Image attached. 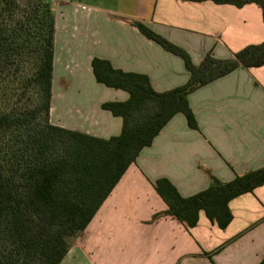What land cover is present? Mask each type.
<instances>
[{
  "label": "crops",
  "instance_id": "crops-1",
  "mask_svg": "<svg viewBox=\"0 0 264 264\" xmlns=\"http://www.w3.org/2000/svg\"><path fill=\"white\" fill-rule=\"evenodd\" d=\"M74 2V3H73ZM55 0L54 57L49 119L101 138L122 121L101 107L128 93L96 82L91 59L143 73L156 91L186 83L183 60L145 37L129 20L188 52L194 64L207 52L230 58L264 41L261 9L212 0ZM198 129L177 113L144 147L86 228L69 240L60 264H259L264 254V184L228 203L221 229L199 211L194 226L153 214L167 206L153 187L167 178L186 197L205 189L210 171L229 181L264 166V65L238 67L188 94Z\"/></svg>",
  "mask_w": 264,
  "mask_h": 264
},
{
  "label": "trees",
  "instance_id": "trees-1",
  "mask_svg": "<svg viewBox=\"0 0 264 264\" xmlns=\"http://www.w3.org/2000/svg\"><path fill=\"white\" fill-rule=\"evenodd\" d=\"M212 1L237 7L254 3L264 22V0ZM13 5L17 0H0V9L7 13ZM36 5L31 13L39 20L40 43L34 66L0 110V264H60L69 240L86 228L141 149L151 145L172 116L182 113L187 125L198 129L189 93L238 67L264 65V41L246 45L225 59L207 52L194 64L183 48L143 22L129 20L145 37L180 57L189 77L186 83L159 92L146 74L124 71L107 59L93 57L96 82L128 93L124 101L101 104L121 118L120 133L93 136L50 122L55 16L49 0H37ZM26 15L19 14V19ZM6 32L0 24V50ZM207 172V187L186 197L167 178L156 179L153 187L167 208L153 218L169 215L192 227L199 211H204L224 229L232 219L229 201L264 184V166L229 181ZM259 264H264V254Z\"/></svg>",
  "mask_w": 264,
  "mask_h": 264
},
{
  "label": "rangeland",
  "instance_id": "rangeland-1",
  "mask_svg": "<svg viewBox=\"0 0 264 264\" xmlns=\"http://www.w3.org/2000/svg\"><path fill=\"white\" fill-rule=\"evenodd\" d=\"M52 1L55 0H49L50 4ZM73 1L91 7L96 0ZM36 4L37 0H17V5H13L9 13L0 9L1 28L7 31L0 50V110L34 66L36 49L40 43L39 20L31 13L33 6L37 7ZM23 12L27 14L26 17L19 19V14ZM28 17L32 23H28ZM11 21L13 24H10Z\"/></svg>",
  "mask_w": 264,
  "mask_h": 264
}]
</instances>
